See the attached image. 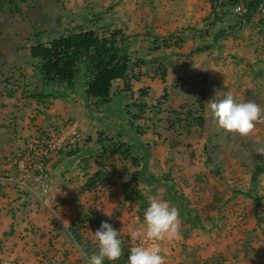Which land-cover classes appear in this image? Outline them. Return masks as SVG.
Wrapping results in <instances>:
<instances>
[{
    "label": "rangeland",
    "instance_id": "obj_1",
    "mask_svg": "<svg viewBox=\"0 0 264 264\" xmlns=\"http://www.w3.org/2000/svg\"><path fill=\"white\" fill-rule=\"evenodd\" d=\"M42 1L44 8L38 22L36 12L30 13L28 18L19 13L14 16L10 11V4L0 13V149L7 150L5 154H1L0 161V264H87L88 257L81 243L70 231L72 221L81 210L79 203L99 210L94 218L86 220L80 228L87 241L98 245L94 233L101 227V222L97 220L102 217L116 230H120L122 247L131 249L133 232L141 234L139 239L143 237L145 224L141 215L145 211L140 214L139 205L124 199L123 178L129 171L132 175L139 167L117 159L111 167L108 162L104 169L109 174L107 181L77 198L86 180L99 169L95 168V160L90 151L98 144V135L102 133L105 138L123 134L133 139L138 137L129 123V113L127 114L128 105L134 99L147 107L146 117L136 123L147 125L148 130L142 139L153 141L151 171L159 174L171 169L177 178L180 192L189 195L192 205L199 207L201 213L203 206L212 201L215 190L230 196L235 189L249 188L251 171L246 170L244 163L260 160V155L255 153V148L258 147L255 142H264V124L258 123L254 134L248 138L229 133L218 126L223 132L218 138H213L217 147L214 155L223 157L225 164V179L221 181L206 167L204 144L199 130L193 131L189 136L182 129H176V126H168L167 120L173 116L171 112L174 110H180L181 106L187 109L193 105L202 89L200 75L203 73L209 75L207 102L213 98L222 100L231 91L236 102L254 101L264 110V72H261L264 69V36L259 32L257 20L242 29L237 28L234 34L224 37L213 50L201 53L198 58H182L173 48L163 46L149 56L146 51L153 46L154 40L142 39V34L147 31L168 39H179L184 53L194 49L200 40H211V37H200V32L210 27L207 19L212 12L211 1ZM20 7L25 8V2L21 1ZM232 9L228 6L224 10L227 13L225 20L210 27V35L221 27H229L230 23L236 24L238 17ZM93 15H97L98 19L100 16V19L87 23L88 27L97 29L99 33L105 27L127 28L133 35V40L137 41L138 55L153 57L156 63L166 65V82L172 81L168 83L172 97L159 105L165 84L162 83L160 72L156 67L152 70L150 64L140 65L135 73H139L141 79L133 80L132 99L129 97V100L126 98L128 95L124 94L109 104L106 103L107 105L89 102L94 118L89 121L88 136L83 137L77 129L76 119L70 118L66 107L76 97L74 93L68 91L69 94L62 97L60 102L63 106L53 97L39 102L25 94V91L31 90L40 92L45 86L41 77L34 74V68L28 59L30 46L35 43L32 40L34 36L28 39V35L33 32L34 24H37L40 28L44 27L46 33L43 38L49 40L60 28L82 23L85 19L94 18ZM232 55L238 59L232 58ZM243 57V63L252 65L253 69L250 66H240ZM247 57L249 60H246ZM195 62L201 68L194 69ZM7 78L14 79L16 85L17 81L20 84L19 91L13 96L9 94L13 85L6 82ZM176 84H181L182 88L178 95L173 91L178 87ZM145 87H149L151 93L149 97L141 98L140 90ZM54 92L55 89L50 93ZM83 105L87 110V106ZM205 115L213 117L208 104ZM40 117L43 118L42 123L37 122ZM153 124L157 126L155 131ZM74 125L77 134L63 143L62 150L63 153H69L78 148L81 152L69 156V160H64L66 162L63 165L61 158H56L61 155V149H56L50 164H61L58 171L54 170L55 166L50 169L55 173V179L66 177V183L58 185L57 182L58 190L48 195L38 189L33 192L22 187L19 178L22 177L26 155L34 139L50 136L52 133L61 135ZM176 139L180 144L173 149L170 143ZM244 142L249 143L248 148L242 146ZM111 170L114 171L113 174L110 173ZM142 186L137 189H143L150 196L151 189ZM260 190L264 194V178ZM157 192L151 198L166 201L164 197L167 195V187L159 186ZM167 202L172 206L171 201ZM117 210L121 213L116 214ZM259 211L264 215V200ZM105 213L111 215V218ZM211 215L218 225L210 233L204 234L200 229H194L191 237L186 239L181 232L180 220L179 238L160 242L165 264H206L207 260L215 259L218 255L227 261L226 264H263L264 234L256 223L253 204L246 196L237 195L220 211L211 209ZM59 216L70 224L63 227L61 220L57 219ZM242 245L247 246L250 253L256 250H261L262 253L258 256H246L244 249H238Z\"/></svg>",
    "mask_w": 264,
    "mask_h": 264
},
{
    "label": "trees",
    "instance_id": "obj_2",
    "mask_svg": "<svg viewBox=\"0 0 264 264\" xmlns=\"http://www.w3.org/2000/svg\"><path fill=\"white\" fill-rule=\"evenodd\" d=\"M25 2V8L20 7V2ZM212 5V12L207 21L210 27L216 26L219 21H224L225 9L228 6L233 7L236 2L243 1L245 4L246 12L242 15H237L238 20L236 24H229V27H221L216 31L211 32L210 27L200 32V37H211V40L204 42L200 40L199 44L192 49L189 53L181 51V42L173 40L172 38L162 37L153 34L151 31H147L142 34L144 40H154V44L146 51L149 56L163 47L173 48L180 57H193L198 58L201 53L213 50V48L226 36L234 34L236 29H242L247 24H251L256 20L258 13V7L264 0H210ZM46 2H48L46 0ZM10 4V11L15 15H24V18H28L30 13L36 12L37 22L39 21L44 8L42 0H0V13L5 11L6 5ZM28 13V14H26ZM26 14V15H25ZM91 19H85L82 23H74L73 25L60 28L59 32L49 40H45L44 27L40 28L39 25L34 24V29L31 34L28 35V39H32L35 43L30 46L29 60L34 68V74L41 77L45 82V86L40 92L37 91H25L28 98H35L39 102H42L46 98H60L67 96L71 91L74 94L85 92L86 96L90 100H95L100 103H109L116 97H120L122 92L128 95L127 98L133 96L134 87L133 80L139 81L141 75L135 73V69L143 64H150L152 70L156 69L160 72V78L164 84V93L160 97L159 105L164 101H168L172 97L170 93V85L167 80V67L164 64L156 63L153 57H144V55H138L137 46L135 40L132 38V34L127 28L105 27L101 29V33L95 28L88 27L87 23L93 22L99 19L97 15H93ZM264 22L259 20L257 25L259 32L264 36L263 30ZM2 27V25H1ZM136 36V35H135ZM139 36V34H137ZM142 42V41H141ZM232 58L238 59L237 56L232 55ZM248 58V57H247ZM246 60H249L246 59ZM245 57L241 59L240 66H253L243 63ZM243 63V64H242ZM261 72H264L262 69ZM202 80L200 82L201 92L197 96L191 107L185 109V106H181L180 110H174L171 112L173 115L167 120L168 126L175 127L176 129H182L186 135H191L193 131L199 130L200 139L203 140V148L205 154V164L209 171L214 175L217 180L223 181L225 178L223 172L225 169L223 157L214 155L216 146L214 145V138H218L223 132L218 129V122L214 117L205 115V109L207 103V83L209 82V75L203 73L200 75ZM153 78V77H152ZM7 83L13 85V88L9 91V94L13 96L19 91V82L11 78L6 79ZM123 85L121 88L120 86ZM176 89L173 90L176 95L179 94V89H182L180 85L176 84ZM192 86V85H191ZM55 89L54 93H50ZM149 87H145L140 90L141 98L149 97ZM188 92V91H187ZM171 94V95H170ZM130 97V98H129ZM132 99V98H131ZM127 108V114L129 115V123L132 126L135 134L138 136L135 139L123 134L120 136H108L100 133L98 135V144H95L90 151L92 152V158L94 157L95 164L99 168L92 176H90L85 184L81 187L80 195L86 191H92L96 189L100 184L107 181L109 174L105 173L104 169L108 162L110 166L114 165V160L127 161L134 166L139 167L132 175L128 182H124V199L131 204L139 205V213L146 211L149 206V199L151 196L158 194L157 189L159 186L167 187V195L164 200L171 201L172 206L179 209L180 220L182 222V235L189 238L194 229H200L204 234L210 233L218 222L211 215V209L220 211L229 202L233 201L237 195L243 194L253 204V214L256 219L258 228L264 234V215L260 213V208L264 200V194L260 190L261 181L264 178V158L260 155V160L244 163L247 171H251L250 186L246 190L235 189L230 196H226L223 193L215 190L211 202L206 203L202 208L192 205V198L189 195L183 194L178 188L177 178L172 174L171 169L168 172L154 174L150 169V163L152 158L153 141L149 139H142L146 134L148 128L147 125H138L136 122L146 117V104L140 103L141 101L132 100ZM155 109H160L155 107ZM155 111V110H154ZM153 130L155 131L157 126L153 124ZM235 134V133H234ZM238 135V134H236ZM239 136V135H238ZM248 138V137H247ZM251 139H253L251 137ZM180 144L179 140H175L170 143L171 148H176ZM249 143H242V146L248 148ZM190 146V145H189ZM255 146H260L255 142ZM79 151L78 148L69 151L68 155L73 156ZM264 157V156H263ZM109 172V171H108ZM114 173L113 170L110 172ZM116 173V172H115ZM200 178V177H197ZM144 185V187L142 186ZM150 188L151 195H146L143 189H137V187ZM79 213L77 217L72 221L70 225V231L76 237L82 245V249L86 256L89 258L93 253L98 252V245L87 241L84 235L80 232V228L83 226L86 220L94 218L95 213H99L96 207L86 206L80 204ZM116 214H120L121 211L117 210ZM100 217V216H99ZM141 219L144 220V215H141ZM98 222L107 221L105 218H99ZM210 224H207V222ZM121 237V235L119 236ZM118 237V238H119ZM123 253L119 260L112 262L105 260L104 264H127L128 257L130 255V249L128 247H122ZM238 249H244L245 255L250 254L258 256L261 255V250H256L250 253L247 246H240ZM236 256V254H235ZM216 258H219L216 260ZM215 259L206 261V264H226L227 261L218 255Z\"/></svg>",
    "mask_w": 264,
    "mask_h": 264
},
{
    "label": "clouds",
    "instance_id": "obj_3",
    "mask_svg": "<svg viewBox=\"0 0 264 264\" xmlns=\"http://www.w3.org/2000/svg\"><path fill=\"white\" fill-rule=\"evenodd\" d=\"M193 68L199 69L201 65L195 62ZM207 103L218 126L242 138L252 136L258 123L264 124V110L254 101L236 102L231 91L226 93L224 99L217 101L213 98ZM256 143L260 146L255 148V153L264 156V142L257 140ZM123 179L124 182H128L131 179V172L129 171ZM105 215L111 218V215L107 213ZM57 219L61 220L63 227L70 224L60 216ZM144 224L142 239L148 243L132 247L127 264H165L160 242L179 238L181 228L179 209L170 206L167 201L150 198L149 206L144 213ZM140 235L138 232L132 233L133 239L139 238ZM119 236L120 230L103 221L101 227L94 233L98 252L88 258L87 264H104L105 260L112 262L119 260L123 253L122 240L118 238Z\"/></svg>",
    "mask_w": 264,
    "mask_h": 264
},
{
    "label": "built area",
    "instance_id": "obj_4",
    "mask_svg": "<svg viewBox=\"0 0 264 264\" xmlns=\"http://www.w3.org/2000/svg\"><path fill=\"white\" fill-rule=\"evenodd\" d=\"M232 8L233 13L236 15H242L246 12L243 1L236 2ZM256 19L257 21L261 20L264 22V1L261 2L258 7ZM73 134H77L75 125L72 126L70 130L63 131L61 135H55L52 133L50 136L34 139V143L30 145L29 152L26 155L27 158L23 167L24 171L21 175L22 177L19 178L20 185L24 188L27 187L33 192L38 189L44 195L52 194L54 191L56 192L58 190L56 187V176L50 169L51 158L56 149H62L63 143L66 140L68 141L69 139H72ZM132 243V247H134L141 243L146 244L148 242L143 241L142 238H136L133 239Z\"/></svg>",
    "mask_w": 264,
    "mask_h": 264
},
{
    "label": "crops",
    "instance_id": "obj_5",
    "mask_svg": "<svg viewBox=\"0 0 264 264\" xmlns=\"http://www.w3.org/2000/svg\"><path fill=\"white\" fill-rule=\"evenodd\" d=\"M121 88L123 87V85H121L120 86ZM125 94V92H122V94L120 95V97L121 96H123ZM75 98H73L72 99V102H74V101H76L75 102V104L74 105H72V102L71 103H68L69 105L68 106H66V107H68V114H69V116H70V118H73V119H76L75 121H76V126H77V129H79V131L81 132V135H83V137L84 136H88V133H89V121H91L93 118H94V116H93V112L91 111V107H89V102H95V100H90V99H88V97L86 96V94H85V92H83V91H81V94L79 93V94H75ZM127 98V97H126ZM123 99H124V97H123ZM60 105H62L63 106V104L60 102V101H62L63 99H62V97H60V98H57V99H55ZM123 101V100H122ZM112 102V101H111ZM83 103L85 104V106H87V110H86V108H84V105H83ZM110 103V102H109ZM109 103H107V104H109ZM107 104H105V105H107ZM71 107V108H70ZM75 111H79L78 113H76ZM73 112H74V114H73ZM43 117V116H42ZM42 117H40L38 120H37V122L38 123H42L43 122V118ZM92 126V125H91ZM92 128V127H91ZM90 136V135H89ZM8 149V148H7ZM87 150V149H86ZM62 153H61V155H59V156H56V158L58 159V158H61L60 159V161H62V164L64 165V163L66 162V161H68L69 160V155H68V153L66 152H64L63 153V150L61 149L60 150ZM7 152V150H5V148L4 149H0V161H1V154L3 153V154H5ZM81 151L79 150L78 151V153H80ZM64 160H66L65 162H63ZM54 161V160H53ZM52 162V161H51ZM51 162H50V164H51ZM59 165H61L60 163L59 164H54L53 163V166L52 165H50V168H51V166L52 167H54L55 166V169L54 170H56V171H58L59 170ZM66 167V166H65ZM97 166L95 165V168H96ZM79 170L81 171V169L79 168ZM59 172H57V174H58ZM78 173H79V171H78ZM66 178V177H65ZM65 178L64 177H57L56 178V182H59L58 183V185L60 184V183H66L65 182ZM71 179H72V177H70ZM191 237V236H190ZM189 237V238H190ZM177 251H178V247H177ZM262 263L264 264V261H262Z\"/></svg>",
    "mask_w": 264,
    "mask_h": 264
}]
</instances>
